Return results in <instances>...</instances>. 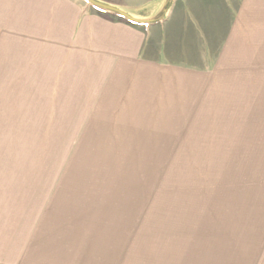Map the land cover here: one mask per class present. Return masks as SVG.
Listing matches in <instances>:
<instances>
[{
	"label": "rangeland",
	"instance_id": "374dc122",
	"mask_svg": "<svg viewBox=\"0 0 264 264\" xmlns=\"http://www.w3.org/2000/svg\"><path fill=\"white\" fill-rule=\"evenodd\" d=\"M95 1L141 4L143 16L153 2ZM154 1L153 9L162 0ZM129 12L141 21V12ZM3 50L0 264H107L116 246L121 256L129 247L123 264H200L209 247L217 256L211 264H220L221 240H201L215 221L217 228L256 222L258 248L264 115H253L249 129L216 73L177 98L116 113L104 83L89 80L85 59H69L64 69L8 66ZM151 245L163 252L154 256Z\"/></svg>",
	"mask_w": 264,
	"mask_h": 264
},
{
	"label": "crops",
	"instance_id": "0c3cea01",
	"mask_svg": "<svg viewBox=\"0 0 264 264\" xmlns=\"http://www.w3.org/2000/svg\"><path fill=\"white\" fill-rule=\"evenodd\" d=\"M105 2L127 13L142 10L137 3L127 7ZM150 3L144 8L147 17L141 12V21L134 24L86 0H0L1 59H8L1 64L64 69L69 59H85L89 80L104 83L105 103L120 108L116 113L141 112L124 108L152 107L162 103V97L177 98L195 80L216 73L220 85L232 91L234 113L249 124L253 115H264V0H175L159 23L150 20L167 0L154 9ZM215 223L207 225L213 233L201 232V240H221L220 264H264V229L258 248L252 245L258 237L256 222L229 228ZM246 238L249 246L242 242ZM148 248L156 250L154 256L163 252ZM128 249L125 246L123 255ZM119 251L116 246V257L107 255L106 263L117 264L115 258L123 264ZM208 252H201L200 264L217 257L212 248Z\"/></svg>",
	"mask_w": 264,
	"mask_h": 264
},
{
	"label": "water",
	"instance_id": "95a60500",
	"mask_svg": "<svg viewBox=\"0 0 264 264\" xmlns=\"http://www.w3.org/2000/svg\"><path fill=\"white\" fill-rule=\"evenodd\" d=\"M87 2H89L90 4H92L93 6L95 7H98V8H101V9H104V10H107V11H111V12H114V13H117L118 15L126 18L127 20L129 21H132V22H140V21H137L136 19L132 18L130 15H128L127 13L119 10L118 8H115V7H112V6H109V5H105V4H102L100 2H97L95 0H86Z\"/></svg>",
	"mask_w": 264,
	"mask_h": 264
},
{
	"label": "trees",
	"instance_id": "16d2710c",
	"mask_svg": "<svg viewBox=\"0 0 264 264\" xmlns=\"http://www.w3.org/2000/svg\"><path fill=\"white\" fill-rule=\"evenodd\" d=\"M174 1L175 0H167V3L165 5V7L163 8V10L161 11V13L159 15H157L155 19L151 20L150 23H159V22L166 20L167 15H168L170 8L173 5Z\"/></svg>",
	"mask_w": 264,
	"mask_h": 264
}]
</instances>
